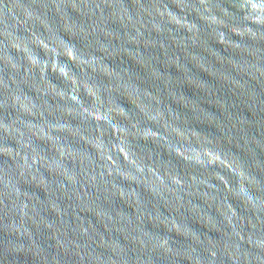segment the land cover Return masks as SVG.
I'll use <instances>...</instances> for the list:
<instances>
[{
	"label": "clouds",
	"instance_id": "obj_1",
	"mask_svg": "<svg viewBox=\"0 0 264 264\" xmlns=\"http://www.w3.org/2000/svg\"><path fill=\"white\" fill-rule=\"evenodd\" d=\"M0 264H264V0H0Z\"/></svg>",
	"mask_w": 264,
	"mask_h": 264
}]
</instances>
